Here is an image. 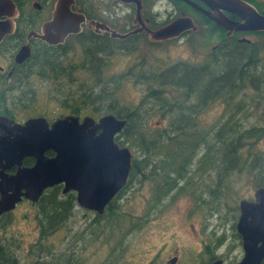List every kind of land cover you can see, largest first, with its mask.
<instances>
[{
  "label": "rangeland",
  "instance_id": "obj_1",
  "mask_svg": "<svg viewBox=\"0 0 264 264\" xmlns=\"http://www.w3.org/2000/svg\"><path fill=\"white\" fill-rule=\"evenodd\" d=\"M203 32L206 33L202 30L163 43L135 41L104 57L103 77L108 79V86L115 85L118 89L110 101L101 105L104 109L98 114L124 115L139 107L143 118L155 127L157 141L160 144L171 141L172 149L153 156L156 163L169 162L167 170L172 181L166 191L167 199L157 207H150L151 183L145 181L138 190L135 186L133 196L119 202L123 218H113L121 224L115 237L110 238L109 234H115L119 228L116 224L112 231L107 224L105 233L100 235H93L97 228L92 225L87 230L93 218L87 213L86 218L76 220L71 215L70 221L46 236L42 245L38 244L35 209L21 202L11 212L9 223L4 228L0 226V235L13 240L22 261L30 263L38 252L50 247L55 257L67 258L69 264H73L71 253L75 264H166L164 260L176 250L178 258L173 264H207L212 256L221 257L225 264L240 259L242 250L233 226L237 221L234 207L241 198L251 196L257 186L264 185V136L251 148L248 146V151L241 145L245 131L264 127V35L247 36L255 45H262L261 60L249 59L246 45L238 44L227 72L230 77H224L219 84L222 70L218 69H223L230 49L216 51L209 57L217 40L208 34L203 36ZM81 57L82 49L77 44L72 58L79 61ZM4 61L0 57V65ZM241 68L247 71L245 87L238 85L237 73ZM79 78L83 81L91 76L81 72ZM209 80H214L217 87L206 88ZM154 88L164 92L152 94ZM60 98L56 112L66 113L70 108L67 104L76 103L74 99L78 96L62 90ZM14 101L19 103L18 99ZM112 105L114 111L109 109ZM93 108L89 103L81 107L87 114ZM36 109L46 110L42 95L34 105L18 110L16 116L23 119ZM146 128L152 132V128ZM192 156L195 159L190 160ZM179 221L180 228L183 229V224L185 228L177 233L178 237L170 239L169 234L177 232ZM190 223L197 228L195 237L187 229L191 228ZM129 225L135 228L114 252L118 238ZM74 234H77L75 245ZM165 240L166 247L150 263L156 247ZM201 240H205V247Z\"/></svg>",
  "mask_w": 264,
  "mask_h": 264
},
{
  "label": "water",
  "instance_id": "obj_2",
  "mask_svg": "<svg viewBox=\"0 0 264 264\" xmlns=\"http://www.w3.org/2000/svg\"><path fill=\"white\" fill-rule=\"evenodd\" d=\"M233 1L237 0H232V7L225 9L238 15L242 21H232L221 11L204 12L228 33L264 30V14L249 3ZM73 3L74 0H56L51 17L43 23L41 32L29 31L27 39L37 37L54 44L79 32L85 16L71 9ZM17 14L12 0H0V42L14 29ZM192 21L189 17H180L147 30L151 40L163 41L191 28L195 30ZM87 24L104 27L118 38L139 31L121 33L93 20ZM29 55V45L20 48L15 55V64L23 62ZM126 122L113 114H105L98 120L91 116L80 120L76 115H66L51 124L44 117H31L20 124L0 115V217L14 210L23 199L37 202L45 189L58 184L62 185L63 193L77 191L79 206L102 214L128 181L132 150L115 140ZM47 151L54 155L48 156ZM26 156L33 157L34 164L21 167V160ZM15 164L18 166L15 173L6 172ZM255 196L259 203L241 200L237 227L243 237L245 255L237 264H261L264 259V188H259ZM209 264H222V261L217 259Z\"/></svg>",
  "mask_w": 264,
  "mask_h": 264
},
{
  "label": "flooded vegetation",
  "instance_id": "obj_3",
  "mask_svg": "<svg viewBox=\"0 0 264 264\" xmlns=\"http://www.w3.org/2000/svg\"><path fill=\"white\" fill-rule=\"evenodd\" d=\"M231 1L232 0H74V3L71 5V9L83 13L85 16V22L81 23V29L79 32L69 34L61 43L51 44L37 37H30L29 39H27V35L31 30H34L38 33L41 32L43 23L51 17V12L54 9L56 0H12L18 12L17 16L14 18V29L0 42V57L5 60L4 63L0 65V98L3 99V101L0 102V115H4L20 124H23L27 119L31 117L41 116L46 118L48 123L51 124L56 119L64 117L66 115H76L80 120H82L85 116H91L95 120H98L102 115L113 114L112 112L99 115V112L94 110L90 114L84 113L81 107H84L87 104H83L82 102L77 105L67 104V106H69L70 108L66 113L56 112V109L59 107L61 91L67 90L68 92H73L81 83H83L82 88L88 90L90 93L92 90H95L97 92L103 90L102 93H105L108 91V89L112 90L114 87H116L115 85L108 86V79L105 80L103 77L105 65L104 57L118 52V50L122 48L121 46L125 44H133L135 41L144 44H147L148 42L163 43L169 40H179L183 37L186 38V36L191 33L205 30L206 33L203 32V36L205 35L206 37V35L208 34V37H210L212 40H217L215 44L211 46L212 52L209 57L214 56V52L223 50L226 51L229 47L230 51H228V54L230 58H233L232 60L234 61V53L237 52L236 49L238 44L246 45V50H248V58L253 46H258L259 53H261L262 45H255L254 42L247 36H251L253 34L264 35V30L241 32L234 31L228 33L227 30L223 29L217 22L208 17L204 12L205 10H209L212 13L214 11H221L232 21H242V19L238 15L231 13L230 11L225 9V7L227 6L232 7L230 5ZM237 1L249 3L254 6L259 13L264 14V0ZM237 1L233 2L237 3ZM21 12L25 13V18L18 20ZM180 17H189L190 19H192V22L196 26V29L193 30L191 28L187 31H184L175 38L163 41L151 40L150 34L147 29L159 28L173 22L175 19ZM90 20L105 24L108 29H114L121 33H125L134 29H137L139 31H136L125 38L113 37L111 35V31L105 30L104 27L95 28L93 26H89L87 22ZM71 39H73L74 41L71 42ZM96 41H100L102 45L100 46ZM108 41L113 46L114 50H112L110 53H108L107 50ZM77 44L82 49V57L79 61H75L72 58V53ZM27 45H29L30 55L23 62L15 64L16 53L20 48H24ZM102 47L105 48V56H102L101 53L94 56V54L101 50ZM126 48H128V46H126ZM33 57H36V59L40 61V65L38 68H30L28 66V60L32 59ZM259 59L261 60V58ZM51 60L54 61L48 62ZM60 61H63L62 65L67 66L68 69L65 72V75L62 77L60 76ZM97 61L99 62L96 63ZM216 61L217 60H215V62ZM229 62H232L231 59L229 60ZM52 65L54 66V68H52ZM81 72L91 73V79L81 81L79 78V74ZM93 73L101 75L102 79L97 80L96 78H92ZM91 82H94L95 84H91ZM84 86L86 88H84ZM39 95L43 96V102L46 106V110L38 111V109H36L34 112L28 114L27 117L19 119L16 116V112L18 110L24 109L25 107L34 105ZM15 99H18L19 103H16L14 101ZM106 102H103L102 105ZM71 107L80 108L79 113H73L71 111ZM110 107L111 110L114 111L113 105ZM140 113H142L141 110ZM113 115H115L117 118L125 119L127 121L124 115L115 113ZM117 115L122 117H119ZM46 154L48 156L54 155L52 151H47ZM34 161L35 160L33 157L26 156L21 160L20 166L30 167L34 164ZM17 169L18 166L15 164L7 168L6 172L15 173ZM129 177L127 183L111 199L110 203L108 204L109 206H106L104 212L100 215L93 210L79 206L77 204V191H68L73 195L74 198V205L72 207L71 214L74 218L72 219L76 220V218L80 217L86 218L87 213H91L93 215L92 219H94L96 215H99L102 221L103 219H106V214L108 213V208L110 206L114 205L119 208V202L122 199H128L133 196L135 194V191H133L135 186L138 190V188L140 187L139 184L144 183L138 181L129 183ZM59 185L62 187L61 184L55 186ZM259 188H264V185L257 186L251 196L241 198L238 202V205L234 207L237 214V221L233 226L235 235L239 238L242 255L240 259L231 264H237L245 255L243 237L237 227L241 216V200L259 203L258 199L255 196L256 191ZM166 199L167 195L165 193L164 200ZM19 204H17L16 207ZM5 214H3L2 216H4ZM185 214L187 215V212ZM90 226L91 225L89 224L87 229H89ZM190 226L191 228L187 229H190L192 237H195L197 228H193V223H190L189 227ZM176 228L177 232L172 231L169 234L170 239H175L176 237H178L177 233L179 234L182 230H184L185 225L183 224V229H181L179 221ZM76 237L77 234H74L72 240L74 245L77 242ZM167 242L168 241L165 240L156 247V251L149 261L150 263H152L161 253V251L166 247ZM201 243L205 247V240H201ZM260 244L261 242L258 244V246ZM177 252L178 250L175 251L174 255L170 256L168 259H165L164 263H175L178 258ZM71 255L73 258V262H75V258L73 257L72 253ZM217 259H220L222 261V264H225L223 259L219 256L209 257V261L207 262V264ZM172 260H174V262H172ZM261 264H264V259L262 260Z\"/></svg>",
  "mask_w": 264,
  "mask_h": 264
},
{
  "label": "trees",
  "instance_id": "obj_4",
  "mask_svg": "<svg viewBox=\"0 0 264 264\" xmlns=\"http://www.w3.org/2000/svg\"><path fill=\"white\" fill-rule=\"evenodd\" d=\"M25 13L21 12L20 16L18 17V20L24 19ZM100 46L102 45L100 41H96ZM106 46V45H105ZM107 50L108 53H110L113 50V46L107 42ZM114 51V50H113ZM97 52V51H96ZM101 53L102 56H105V48H101L94 56ZM259 47L253 46L252 51L250 53L249 59L252 60H260L259 59ZM230 56L226 58V62L223 65V69L219 75V80L217 81L219 84H221V80L224 79V77H230L228 70L230 68ZM93 60V59H92ZM54 60L48 61L53 62ZM29 64L28 66L30 68H38L40 65V61L36 59V57H33L32 59L28 60ZM63 61H60V76H64L65 72L68 70L67 66L62 65ZM52 68L54 66L52 65ZM91 74V73H90ZM97 80L102 79V76L99 74H96ZM238 78V85L240 87H245L248 82V77L246 71L241 68L239 72L237 73ZM120 81L119 79H117ZM91 84H95L94 82H91ZM99 84V83H98ZM210 85L216 86L214 83V80H209L206 83V88H208ZM83 83L78 85L76 92H68V95L73 96L77 95L78 98L74 99V102L76 103H69L73 105H77L79 103L92 105L94 108V111L100 112V110L104 109L102 107V103L106 101H110L112 99L113 92L118 89V87H114L112 90L108 89L107 92L102 93V91L97 92L95 90H92L91 93L88 90L82 91ZM164 92L161 88H154L152 89V94L162 93ZM206 92H209L208 90ZM218 92V91H217ZM107 95V96H105ZM68 100V99H67ZM3 99L0 98V102H2ZM111 110V107H109ZM80 108L78 107H71V111L73 113H79ZM119 116V115H117ZM122 117V116H119ZM124 117L127 119V122L125 126L122 128V130L115 136V140L117 143L121 146H128L132 150V165L130 168V177H129V183L133 181H140L144 182L147 181L151 183V197L149 199V206L150 207H157L159 206L162 201L164 200L165 193L168 189V185H170L172 179L170 176H168V164L169 162H162V160L156 161L153 159V156L156 155V152H158V155H162V153L170 150L173 148L171 146V141H169L167 144H160L156 137H155V127L152 125L150 126V122L145 120L143 116L140 113V108H133L130 109ZM152 124V123H151ZM152 128V132L149 131L146 127ZM264 136V127L259 128H249V130L245 131L242 134L241 137V145L244 150L248 151L249 148L252 147V144L254 145V142L261 139ZM195 159V156H192L191 159ZM189 165V162H187ZM158 164V165H157ZM158 168V170H156ZM161 170V171H160ZM22 202H27L35 209V221H37L39 226V233H40V239L38 241L39 245H42V243L45 241V237L48 235H51L52 233L56 232L60 229V227H63L66 222H68L72 207L74 205V198L73 195L68 192L63 194L62 193V187L59 186H53L51 188H47L43 191V194L40 196L39 200L35 203H31L27 200H23ZM109 206V205H107ZM12 212V211H11ZM11 212H7L4 216L0 217V226L2 228L5 227L6 224L9 223L11 215ZM123 218V214L119 212V208L112 205L108 208V213L106 214V219L100 218L99 215H96L94 219L91 220L90 225L93 226V228H97V232L93 235H100L102 232L105 233L104 227H107V224L110 226V230L112 231L115 229V224L117 227L115 230V234L112 235L109 234L110 238H113L117 235V233L120 231L119 223H116L113 218ZM105 223V224H104ZM92 228V229H93ZM133 225H129V227L122 232V237H119L116 242V249L118 246H122V242L124 241V238L130 234L133 229ZM91 229V230H92ZM88 230V229H87ZM86 230V231H87ZM89 234H92L91 231L88 232ZM121 240V241H120ZM120 241V242H119ZM50 249H46L45 251H42L41 253H37L36 259L30 263H25L20 259V257L17 254V250L15 248L14 242L11 238L6 237L5 235H0V264H69L67 258H62L61 260L59 257H55L54 252H50ZM52 254V257H51ZM46 258V256H48ZM72 262V260H69ZM75 264V262H73Z\"/></svg>",
  "mask_w": 264,
  "mask_h": 264
}]
</instances>
